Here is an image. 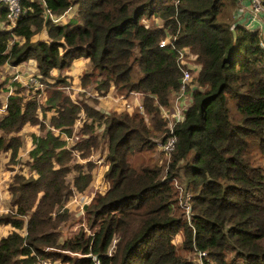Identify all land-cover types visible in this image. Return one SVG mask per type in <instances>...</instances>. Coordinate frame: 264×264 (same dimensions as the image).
I'll return each mask as SVG.
<instances>
[{"label": "trees", "instance_id": "trees-1", "mask_svg": "<svg viewBox=\"0 0 264 264\" xmlns=\"http://www.w3.org/2000/svg\"><path fill=\"white\" fill-rule=\"evenodd\" d=\"M239 1L21 0L10 27L0 7V68L34 60L42 84L15 78L8 91L0 78L8 91L0 155L17 162L23 127L40 130L28 134L27 159L7 182L0 264H195L181 248L204 252L205 264H264V47L256 27L232 19ZM181 47L198 68L166 164L161 107L179 87ZM79 57L90 63L78 87L95 95L69 92L67 70ZM110 87L138 92L140 111L98 107ZM94 152L104 153L106 187L83 204L85 224L62 238L61 224L73 222L67 203L92 179ZM175 181L189 196V217Z\"/></svg>", "mask_w": 264, "mask_h": 264}, {"label": "rangeland", "instance_id": "rangeland-1", "mask_svg": "<svg viewBox=\"0 0 264 264\" xmlns=\"http://www.w3.org/2000/svg\"><path fill=\"white\" fill-rule=\"evenodd\" d=\"M69 15L63 16V20L67 19V16H70L72 13L75 12V7L69 8L68 10ZM66 11V12H67ZM237 13H238V6H236L233 9L232 13V19L236 20L237 19ZM236 17V18H235ZM243 19V18H242ZM242 19H238L240 22H246L247 18L242 21ZM82 59H85L87 64L85 66V63H82V65L78 66L75 64L74 67H70L68 70H70L69 79H70V84L72 86V89L69 88V92L72 95H76L79 97H84L85 95H95V90L91 86H87L85 88L78 87L79 85V77L82 72L81 68L83 67L84 70H87L89 67V60L87 58L81 57ZM36 63L34 64H29L27 67L20 65V68L23 69V72H20L21 69L16 70L12 66H4L0 68V78L2 80H5V86L8 89V86L10 84V81L14 80L15 78H19L21 80H26L30 76H32L34 73H36V69L34 67ZM82 66V67H81ZM58 72V71H55ZM9 91V89H8ZM6 88L0 92V96L2 99H5V94L8 93ZM26 91V90H25ZM138 92H132L128 96H120V95H115L113 93L112 87H110L109 91L105 95H100L97 96L98 100V107H101L103 110H111V109H116V110H134L138 109L140 111L141 109V104L140 101L137 99ZM188 99V96H187ZM31 131L33 132H40L38 125H31V124H26L22 131L21 134L24 136V142L21 146L20 152H19V158L17 162L8 163V157L9 153L8 152H2L0 155V211L6 206V203L8 202L9 199V194L7 193V182L12 179V175L14 173V169L18 168L20 166V162L24 161L27 159L28 156V150L32 146V141H31V136L28 135ZM64 136V134H62ZM74 141V138L71 137L69 139V142L72 143ZM160 148V147H159ZM161 150V149H159ZM161 158L160 161L161 163H166L168 164V158L170 159V156H167L162 150H161ZM104 154V153H103ZM103 154H99L97 152H94L92 154V157L95 158V166L92 169V179L89 183L88 186L83 190V193H77L74 195L73 198L67 203V206L69 207L71 219L73 222L71 223H64L61 224L60 230L62 233V238L65 236L68 237L70 235H73L77 230L78 227L81 224H85L83 216V204L91 198V196L95 193L96 190H104L106 187V182L103 179V173L106 168V164L103 162ZM154 156L158 157V151L154 153ZM102 157V158H101ZM84 159H81L83 161ZM182 199L184 198L183 195L181 196ZM81 218V219H80ZM9 229V226L1 227L0 228V233H3L5 230ZM173 240L176 242L178 247H181V243L183 240V231L180 230L178 231L175 235ZM181 252L189 254V256L194 260L195 264H205L203 261V258H200L199 254L194 253V252H188L186 250H183L182 248L180 249ZM57 264H61V262H57Z\"/></svg>", "mask_w": 264, "mask_h": 264}, {"label": "built area", "instance_id": "built-area-1", "mask_svg": "<svg viewBox=\"0 0 264 264\" xmlns=\"http://www.w3.org/2000/svg\"><path fill=\"white\" fill-rule=\"evenodd\" d=\"M243 0H240L239 3H241ZM5 6L6 8V17L9 23V27L14 24L23 10L21 0H0V7ZM239 6V4H238ZM249 17L250 19H258V13L262 12L264 13V3L262 0H249ZM62 17V15L53 17V20H58ZM168 41V38L162 39L159 43V45H164ZM261 45L264 47V39H261ZM195 55L189 53V50L187 47H181L178 49L177 53V63L179 66H181L182 69V75L180 78V84L177 90L172 92L173 100L170 106H162L161 112L162 115L167 119V126L169 128V133L166 135V137L162 140H159L158 144L160 149L167 154V156H170L171 151L174 148L175 144V134L174 132V126L176 123L181 121L184 117V110L186 106L188 105V99H187V89L194 85V82H192V77L194 76L195 69L198 68V65L195 64L192 60ZM29 81L33 82L34 84L39 85L40 88H42V84L39 82L38 77L34 74L28 78ZM2 110V109H1ZM0 110V111H1ZM169 160V158H168ZM176 188L179 190V203L182 204V206L185 209L186 215L189 217L190 215V204L188 201L189 196H186L182 199V188L177 181H175ZM200 258L204 254V252L200 251L198 252ZM42 264H52L49 262L44 261Z\"/></svg>", "mask_w": 264, "mask_h": 264}, {"label": "crops", "instance_id": "crops-1", "mask_svg": "<svg viewBox=\"0 0 264 264\" xmlns=\"http://www.w3.org/2000/svg\"><path fill=\"white\" fill-rule=\"evenodd\" d=\"M73 7H75V6H71V8H73ZM70 8V9H71ZM249 10H250V8H249V0H243L241 3H239V6H238V13H237V18L239 19H242V21H244L246 18H247V20H246V22H245V24H247V22L249 21V23H248V25H252V26H254V27H256L258 30H259V33H260V35H261V37H262V39H264V13H262V12H260V13H258V19L256 18V19H250V17H249ZM68 13V11L65 13V16L66 15H69V14H67ZM40 35L41 36H44L45 35V33L44 32H42V33H40ZM35 64V61L34 60H27V61H24V62H22V63H19V64H17V65H10V64H5L4 66H12L13 68H15L16 70H19V69H21L20 68V65H22V66H28L29 64ZM82 63H85V66H86V64H87V62H86V60L85 59H82L81 57H79V58H77V59H75L73 62H72V64H71V66L70 67H74L75 66V64L76 65H78V66H80V65H82ZM3 66V67H4ZM34 67H35V69L37 70V68H36V65H34ZM82 67V66H81ZM81 70L83 71L84 69H83V67L81 68ZM24 70L23 69H21V71L20 72H23ZM67 73H70V70H67ZM139 94V93H138ZM137 99L140 101V103H141V97H140V94L137 96Z\"/></svg>", "mask_w": 264, "mask_h": 264}, {"label": "water", "instance_id": "water-1", "mask_svg": "<svg viewBox=\"0 0 264 264\" xmlns=\"http://www.w3.org/2000/svg\"><path fill=\"white\" fill-rule=\"evenodd\" d=\"M249 23V21L247 22V24Z\"/></svg>", "mask_w": 264, "mask_h": 264}]
</instances>
